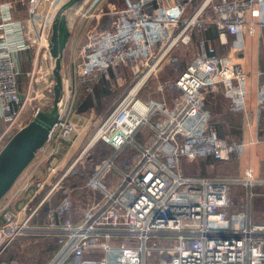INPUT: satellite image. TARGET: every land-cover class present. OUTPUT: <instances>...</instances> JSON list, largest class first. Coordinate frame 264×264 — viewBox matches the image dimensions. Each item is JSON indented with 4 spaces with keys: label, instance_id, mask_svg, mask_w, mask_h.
Masks as SVG:
<instances>
[{
    "label": "built area",
    "instance_id": "built-area-1",
    "mask_svg": "<svg viewBox=\"0 0 264 264\" xmlns=\"http://www.w3.org/2000/svg\"><path fill=\"white\" fill-rule=\"evenodd\" d=\"M66 1L0 0V116L12 120L0 139L9 133L4 144L17 131L14 125L24 107L21 76L29 87L39 81L35 70L23 72L18 67L16 53L28 47L50 54L52 24ZM193 2L125 0V6L114 12L118 21L92 35L85 47L77 75L89 90L95 77L121 63L138 72L136 84L157 71L174 47L191 43L195 30L199 35L195 56L169 85L178 92L172 104L136 98L138 91L126 101L134 84L99 124L96 140H104L116 152L97 164L87 179L88 204L78 220L73 219L75 200L68 191L50 210L48 227L59 248L48 264H264V222L254 221L250 210L251 188L264 179L252 178L250 170L247 179H239L187 174L183 169L184 162L231 160L264 141L258 132L264 79L258 83L253 108L251 75L241 61L221 55L208 35L213 23L220 42L227 43L233 35L234 53L244 54L247 34L261 30L264 41V0H203L196 8ZM209 4L214 19L204 17ZM16 6L24 9L23 17H15ZM259 74L264 75V70ZM40 77L52 92L54 77H44L43 70ZM158 88L163 90L164 85ZM219 90L230 111L244 117L243 140L219 134L207 106L208 94ZM143 127L152 136L138 142L135 137ZM76 135L77 124L61 114L49 140L74 141ZM128 146L137 153L129 166L120 168L115 157ZM240 181L247 186V198L233 208V186ZM33 184L35 192H28ZM58 185L59 180L31 205L45 179L31 180L27 175L0 205V254L31 230L32 219ZM23 197L16 209L15 201Z\"/></svg>",
    "mask_w": 264,
    "mask_h": 264
},
{
    "label": "crops",
    "instance_id": "crops-1",
    "mask_svg": "<svg viewBox=\"0 0 264 264\" xmlns=\"http://www.w3.org/2000/svg\"><path fill=\"white\" fill-rule=\"evenodd\" d=\"M86 1L87 0H82L81 2L85 3ZM101 1L103 2L102 5L96 6L93 9H85L76 3L67 11L71 35L64 49L61 69V73L65 78L62 100L63 107L61 109V114H66V116H69L70 113L71 116L72 113H92V115H94V112L98 109L100 114H97L94 117H98L103 120L110 114L117 103L125 95H127L130 85L134 83L137 77L136 74L138 72L135 73V69L131 65L121 63L118 67H111L107 74L104 73L95 77L93 82L89 84V90L86 88V85L81 83L78 79L77 64L81 61L83 53L85 52V47L92 40V35H96L103 30L111 28V25H106L105 22H103V19L107 18L108 15H113L117 9L116 4L113 3L115 0ZM123 2V6H125V0H123ZM146 8L150 11L152 7L147 6ZM86 12L87 17L83 16L86 14ZM14 15L18 18L23 17L25 15V11L22 7L16 6ZM77 16H81L82 19L87 18V20L84 22L77 21ZM260 31L256 32L254 35H246V50L244 54L234 53V50L232 49V42L234 39L233 35H229L227 43L220 42L217 29L215 30V28L209 30L208 35L221 55H231L232 60L241 61L244 67L246 66L245 70L247 67H249L252 73L251 78L253 79V77L255 78V74H257L258 71L264 70V41L261 36L262 32L260 33ZM16 57L18 67L23 72L35 70V76L38 77L39 81H34L32 86L29 87V83H26L25 75L23 74V76H21V102L24 107L19 114V117L16 119L14 131L20 128L19 125L21 123L19 118H21V114L23 113L24 109L29 107V105L33 106L35 111L31 114V117L27 121L22 123V126L34 118L38 107L43 110L49 108L51 101L53 100L52 95L54 92L53 90L51 92L47 88L48 85L45 80H42L40 73L43 70L44 77H54V69H52V67L55 66V60L51 53L45 55L41 51H37L33 48L25 47L16 53ZM252 63L255 68L254 70L252 69L253 67H251ZM45 70H47V72H45ZM158 70L160 69L158 68ZM261 79H264V75H262ZM219 95L226 99L222 90L212 91L208 94L207 99L214 101ZM87 96L92 98V106L87 111H78L80 105ZM108 97L109 99H107ZM106 99L109 101V104L105 107H102L101 105L106 101ZM142 99H144V97ZM34 105L36 106L34 107ZM253 108L256 107L253 106ZM236 115L240 117V121H242V123H240V121H215L221 136H231L232 134L237 137L245 136L244 117L242 113H236ZM261 117V124L258 129L259 135L264 134V121H262L264 119V111H262ZM102 120L94 121V123L100 124ZM213 120H215L214 115ZM2 121H4L3 123L6 125L5 129H7V126L10 125V121L12 120L9 119L8 115H4L0 116V123ZM88 124H90V122ZM76 140L77 138L74 139V141ZM72 142L73 141L66 140L59 142V139L54 140L52 138L45 144L44 147L37 151L35 158L38 157V159L34 158L36 163L28 174L31 180H33L32 178L35 177L39 179H45L44 189L37 194V198L42 197L52 187V183L56 180V177L59 176V160H62L61 158H63V160L65 159L66 154L69 152L72 146V144H70ZM262 143H264V141L260 144ZM83 153L84 152L82 151L80 156L83 155ZM208 160L215 159L206 158L203 161ZM251 174L253 175L252 171ZM257 180L261 179L258 178ZM62 197L63 195L59 197L58 185V187L52 191L48 200L43 204L38 214L32 219L31 230L26 234L16 238L0 254V264H20L21 262L18 263L15 260L19 255V251H23L25 257L24 262L21 264H48L59 248L56 235L53 234V231H51V229L48 227L49 212L51 209L56 207ZM15 205L16 203H14V206ZM11 249H13V251H11Z\"/></svg>",
    "mask_w": 264,
    "mask_h": 264
},
{
    "label": "rangeland",
    "instance_id": "rangeland-1",
    "mask_svg": "<svg viewBox=\"0 0 264 264\" xmlns=\"http://www.w3.org/2000/svg\"><path fill=\"white\" fill-rule=\"evenodd\" d=\"M202 1L203 0H194L192 4L193 8L198 7L202 3ZM92 2L93 0H87L85 3L80 1L77 4L81 5V7L85 9L86 8L93 9L94 7L100 6L103 3L101 0H97L95 5L91 6ZM113 3L116 4V8L118 10L124 7L123 0H121V4H120V0H115ZM206 7H207L205 9L206 15L204 17L205 18L210 17L211 19H214L213 6L209 4ZM83 16L87 17V12ZM118 19H119L118 15L115 16L113 14V15H108L107 18L103 19V22H105L106 25H111L112 27L114 22L118 21ZM76 20L84 22L87 20V18L82 19L81 16L80 17L77 16ZM213 25L214 24L212 23L211 26ZM207 26H209V24H207ZM203 27L205 26L203 25ZM198 39H199V35L196 36V30H195L192 36L191 43L185 45L181 44L170 50V52L166 55V57L159 63V66H157L160 70H158L157 68V71H154L151 74H149L146 80L141 84L136 94V98L137 97L141 99L143 97L144 99L154 98V99H159L161 101H165L168 105L172 104L173 96L177 97L178 92L171 91V89H169V85L171 84V82H173L176 79L178 73L195 56L198 50V45H197ZM251 67H253L252 68L253 70L255 69L253 63ZM246 70L249 75L252 74L249 67H247ZM145 72L146 69H144L143 74ZM259 72L260 71H258L257 74H255V78L253 77V79L252 78L250 79V94H251V103L253 106H256L255 97H256V90L258 83L262 81L261 79L262 75H260ZM137 79L138 78H136V80ZM136 80L132 85H130L129 90L134 86ZM161 85H164L163 90H159L158 88ZM107 99H109V97ZM107 99L101 105L102 107H105L109 104V101H107ZM35 106L36 105H34V107ZM207 106L211 109L212 114L215 116L214 121H238V122L240 121V117L236 115V113L230 111L228 102L226 101L225 98L221 97V95H219L218 98L215 99L214 101H212L211 99L208 100ZM34 111L35 108H33V106L29 105V107H26L23 113L21 114V118H19L20 123L27 121L31 117V114ZM97 114L98 115L100 114V111H98V109L94 112V115H92V113H82V114L72 113V116L71 113L69 114L68 116L69 119H71L77 124V135H76L77 140L70 143L72 144V146L69 152L66 154L64 160L63 158L59 157L62 159L59 160V176L56 177V180L52 183V185H54L56 181L59 180V197L65 194L67 191L70 192L71 195L73 196L75 200V208L72 215H73V219L75 220H78L80 218L83 210L86 208L88 204V199L86 197L87 190L84 188L87 179L90 177L97 164H100L105 159L113 156L116 152L114 147H112L109 143L105 142L102 139L94 140L93 142H91L99 126V124L94 123V121L102 120L98 117H94ZM262 121H264V119ZM3 122L4 121L0 123V139L3 136V132L6 127V125ZM89 122L90 124H88ZM240 123H242V121H240ZM8 135L6 134L3 137V140ZM9 136L6 137L5 140H7ZM151 136H152V131L149 128L143 127L141 131L136 135L135 139L138 142H144L147 141ZM260 137L261 139H264V134L260 135ZM231 139L243 140L244 137L243 136L237 137L232 134ZM3 140H0V149L3 147L4 144ZM82 151L84 153L83 155L80 156V153ZM136 153L137 150L135 147L128 146L117 154L114 161L118 167L126 168L133 162ZM35 159H38V157ZM35 159L23 171V173L20 175V177L18 178L12 189L0 200V205H2L6 201V199H8L11 196L12 192L16 189V187L27 177L29 171L36 163ZM183 169L187 174L200 173L212 177L221 176V177L239 178V179H247L249 177L247 172L251 170L253 173L252 178L264 179V143L249 146L247 148V151L243 155L232 158L231 160L228 161L199 160L196 162H184ZM107 178L108 179L110 178V174L107 175ZM32 179L39 180V178L37 177ZM251 189L254 192V196L251 201V209H250L252 218L254 221L264 222V183L256 184ZM35 190L36 187L33 184L29 188L28 192L34 193ZM42 190H40L39 193ZM246 195H247V186L244 184V182L240 181L239 183H236L233 186V190H232L233 208L235 206L237 207L239 205H242L247 198ZM25 197L15 201L16 209H18L19 206L23 203V201L26 199ZM37 197L33 202H31V205H34L39 202L38 199H40L41 197L40 198ZM40 210L41 207L39 211ZM11 251H13V249H11ZM24 259H25L24 252L19 251V255L15 260L18 263L20 262L22 263L24 262Z\"/></svg>",
    "mask_w": 264,
    "mask_h": 264
},
{
    "label": "water",
    "instance_id": "water-1",
    "mask_svg": "<svg viewBox=\"0 0 264 264\" xmlns=\"http://www.w3.org/2000/svg\"><path fill=\"white\" fill-rule=\"evenodd\" d=\"M82 0H68L58 11L53 24L50 53L55 60L53 100L48 109H39L34 118L20 127L0 150V200L12 189L23 171L49 140L53 125L63 107L65 78L61 73L64 49L71 35L67 11Z\"/></svg>",
    "mask_w": 264,
    "mask_h": 264
},
{
    "label": "trees",
    "instance_id": "trees-1",
    "mask_svg": "<svg viewBox=\"0 0 264 264\" xmlns=\"http://www.w3.org/2000/svg\"><path fill=\"white\" fill-rule=\"evenodd\" d=\"M216 30V27H215V24L213 26H210L208 28V31L209 30H212L214 29ZM91 97L90 96H87L85 98V100L82 102V104L80 105V108L78 109V111H87L91 106H92V101H91Z\"/></svg>",
    "mask_w": 264,
    "mask_h": 264
},
{
    "label": "bare ground",
    "instance_id": "bare-ground-1",
    "mask_svg": "<svg viewBox=\"0 0 264 264\" xmlns=\"http://www.w3.org/2000/svg\"><path fill=\"white\" fill-rule=\"evenodd\" d=\"M146 78H147V75L143 76V77H142V78H141V79L135 84V86L132 88V92L130 93V95H129V97L127 98L126 101H128V99H131V98H133V97L135 96L136 91H138V89L140 88L141 84L146 80ZM95 139H96V136H94V137L92 138L91 142L94 141Z\"/></svg>",
    "mask_w": 264,
    "mask_h": 264
}]
</instances>
